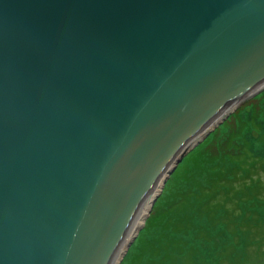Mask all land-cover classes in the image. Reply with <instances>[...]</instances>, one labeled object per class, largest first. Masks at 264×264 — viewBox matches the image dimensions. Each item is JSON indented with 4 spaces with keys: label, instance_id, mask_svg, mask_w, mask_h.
Segmentation results:
<instances>
[{
    "label": "water",
    "instance_id": "obj_1",
    "mask_svg": "<svg viewBox=\"0 0 264 264\" xmlns=\"http://www.w3.org/2000/svg\"><path fill=\"white\" fill-rule=\"evenodd\" d=\"M263 87L264 0H0V264H119Z\"/></svg>",
    "mask_w": 264,
    "mask_h": 264
},
{
    "label": "trees",
    "instance_id": "obj_2",
    "mask_svg": "<svg viewBox=\"0 0 264 264\" xmlns=\"http://www.w3.org/2000/svg\"><path fill=\"white\" fill-rule=\"evenodd\" d=\"M257 115L250 108L249 120L241 122L233 113L182 160L186 161L189 166L186 173L182 170V174L180 165L178 166V170H180H175L172 173L163 190L166 194L165 200L160 201L162 197L157 199L143 224L144 226L148 224L149 229L155 225V227L158 226L157 229L162 233L161 237L158 236V240H153L150 243L145 241L144 246L138 249L131 258L133 259L131 260L132 264H142L140 258L144 253L148 258L146 264H152L149 249L157 256V264L163 263V260L166 259L168 261L173 259L171 251L176 249L174 242L177 241L166 240L165 235H173L177 231L181 232L182 229L191 227L197 215H200L201 218V215L208 216L210 214L211 218L213 213L223 211L226 204L231 205L234 209L236 202H242V200L255 199L264 204V150L263 155L252 151L249 148L251 145L242 141L244 136L241 134L243 130L255 127L254 118ZM220 130L223 132L221 133ZM239 136L240 141L237 143L235 140ZM179 181L182 186H179ZM226 216L234 218L233 215ZM243 222L240 218L237 223L239 228L235 232L238 239L248 231L249 235H253L251 237L253 240L264 242V221L248 219L243 224L244 228L240 226ZM205 235L207 236L206 232ZM160 239H163L165 243L160 242ZM159 243H163L165 246H159ZM157 252H161L162 256H158ZM246 252L242 248L238 253L235 251H231L229 254L224 253L217 257L216 264L222 262L243 264L244 260H250L248 259L249 254ZM234 254H237L235 257L237 259L234 258ZM185 257L189 260L186 264L199 262L192 255H185Z\"/></svg>",
    "mask_w": 264,
    "mask_h": 264
},
{
    "label": "rangeland",
    "instance_id": "obj_3",
    "mask_svg": "<svg viewBox=\"0 0 264 264\" xmlns=\"http://www.w3.org/2000/svg\"><path fill=\"white\" fill-rule=\"evenodd\" d=\"M250 108L254 113L258 115L254 118L255 127H253L252 129L243 130L241 132V134H243L244 136V139H242V141L251 145V147L249 148L252 151L258 152V154H262L264 150V87L257 92V97L242 101L235 108H233L230 113H228V115H226L222 119L221 122L225 121L233 113H235V116L238 118L239 121L245 122L249 120ZM221 122L215 125L211 129V131L206 134L205 137L209 136L213 133L214 130L218 129L221 125ZM220 131L221 133L223 132V130ZM239 141L240 136L237 140H235V142L238 143ZM187 155L180 159L179 163L175 168L176 171H179L181 169V171L183 170L186 173V169L189 166L186 164V161L183 162L182 160ZM179 165L183 169L180 168L178 170ZM178 183L179 186H182L181 181H179ZM168 191L170 192L171 190ZM160 197H162L160 201H164V198H166L165 192L162 191L159 198ZM226 215H233L234 218L231 219L229 218L230 216L227 217ZM240 218L241 222H245L248 219H251L253 221L254 219H257L263 222V202H258L255 199H249L248 201L242 200V202H236V206L234 209L231 205L226 204V208H224L223 211H217L216 213H213L211 215V218L210 214L208 216L201 215V218L200 215H197V218H195L192 222V226L182 229L181 232L177 231L175 232V234L167 236L163 233L165 235L166 240H176L177 242H174V246L176 247V249L171 251V256L173 257V259L169 261L168 259L163 260V263L161 264H186V262H189V260L185 257V255H192V257L197 258L199 262L196 264H216L218 256L224 253L229 254L231 251H235L236 253H238L239 250H241L242 248L247 251L246 253L249 254L248 259H250L244 260L243 264H264V242H262L261 240L259 241L257 239L253 240V238H251L253 235H249L248 231H246V233L240 236L238 239L235 230L239 228L237 227V223L239 222ZM244 222L240 224V226H242L243 228ZM155 226H153L152 229L148 228V224L146 226L143 225L141 227L139 233L137 234L134 241L127 248L119 264H132L133 261L131 260L133 259L131 258L137 253L138 249L144 246L145 241H147V243H150L151 241L158 240L159 237H161V231L157 229L158 226ZM205 232L207 236H204ZM160 242L165 243L163 239H160ZM163 243H159L158 245L164 247L165 245H163ZM227 249H229L230 251ZM148 252L150 254V262H152V264H157V256H155L153 252L150 251V249ZM164 253L165 250L163 254ZM157 255L162 256L161 252H157ZM236 256L237 254H234V258ZM146 259L148 258L146 253H144L143 257L140 258V262L142 264H146L148 263ZM224 263L232 264V262H222L221 264Z\"/></svg>",
    "mask_w": 264,
    "mask_h": 264
}]
</instances>
